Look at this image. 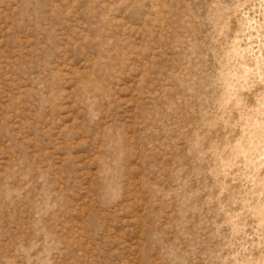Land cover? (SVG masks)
Returning <instances> with one entry per match:
<instances>
[{
	"label": "rangeland",
	"instance_id": "374dc122",
	"mask_svg": "<svg viewBox=\"0 0 264 264\" xmlns=\"http://www.w3.org/2000/svg\"><path fill=\"white\" fill-rule=\"evenodd\" d=\"M0 264H264V0H0Z\"/></svg>",
	"mask_w": 264,
	"mask_h": 264
}]
</instances>
